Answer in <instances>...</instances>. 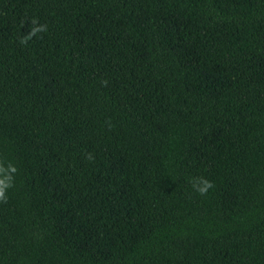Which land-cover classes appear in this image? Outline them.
Returning <instances> with one entry per match:
<instances>
[{
	"label": "trees",
	"instance_id": "trees-1",
	"mask_svg": "<svg viewBox=\"0 0 264 264\" xmlns=\"http://www.w3.org/2000/svg\"><path fill=\"white\" fill-rule=\"evenodd\" d=\"M0 165V264H264V0H0Z\"/></svg>",
	"mask_w": 264,
	"mask_h": 264
},
{
	"label": "clouds",
	"instance_id": "clouds-1",
	"mask_svg": "<svg viewBox=\"0 0 264 264\" xmlns=\"http://www.w3.org/2000/svg\"><path fill=\"white\" fill-rule=\"evenodd\" d=\"M43 30H46V28H37L33 31V35L35 32ZM15 172L16 168L11 165H9L7 168H5L3 165H0V176L3 177L0 178V202L7 203L8 197L6 195V191L13 186L12 174ZM192 186L199 195H206L208 190L214 187L211 181L204 178H199L198 182H194Z\"/></svg>",
	"mask_w": 264,
	"mask_h": 264
}]
</instances>
